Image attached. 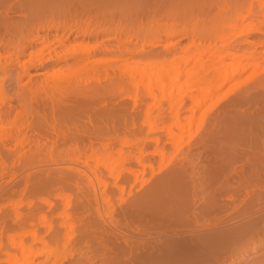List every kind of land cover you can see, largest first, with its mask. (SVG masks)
<instances>
[{"label":"rangeland","instance_id":"374dc122","mask_svg":"<svg viewBox=\"0 0 264 264\" xmlns=\"http://www.w3.org/2000/svg\"><path fill=\"white\" fill-rule=\"evenodd\" d=\"M39 1L0 0V17L6 13L10 19L19 21L23 17L35 16L31 18L30 26L47 22L46 14L34 12L36 4L43 0ZM66 1L71 5L73 2L78 8L84 5L92 9L94 5V10L104 8L105 12L106 8L113 9L112 15L110 13L106 18L97 16L98 23L107 27L111 46L121 41L124 49L126 46L140 49L143 34L159 23L184 27L190 32L198 30L201 33L203 30L202 22L196 19L171 22L143 16L141 12L148 0H121L123 3L117 5H114L115 0H96L94 4L92 1ZM105 13L108 14V11ZM56 14L62 16L60 13L54 16ZM77 20L72 21L76 23ZM46 31L43 29L40 32L45 35ZM181 37L180 40H171L174 44L171 52L155 56H94L96 66L90 75L85 74L82 76L84 79L77 78V85H72L82 93L84 81L90 79L89 82L97 89L92 91L91 97L80 95L79 98L91 102V114L72 115L73 119L70 112L47 108L43 111L46 118L42 113L44 120L40 117L47 124H41L46 132L43 137L35 133V125L41 126L39 123L42 121L37 113L28 111L31 104L34 106L35 99L26 95L24 105L16 106L20 112L12 116L11 123H1L5 129L0 131V135L10 127L16 136L11 143L27 156L0 158V211H9L16 206L25 209L29 202L38 204L42 198H49L64 207V199L59 198L57 193L70 194L72 204H75V194L79 189L72 184H62L57 177L63 175L57 174L59 171L71 172L68 166L73 165L88 173L94 182L99 178L107 183L106 189L112 200L105 199L106 210L115 214L124 211L126 235L154 238L163 235L162 240L173 245L175 258L179 256L178 247L185 245L184 240L194 239L188 236L200 235L202 231L204 235L211 231L224 233L231 227L242 228L249 223L247 221L264 218V36L249 35L253 40L263 41L257 44L259 63L211 91L200 105L195 104L194 95L197 92L191 89L207 86L202 81L205 68L200 69L197 77H190V73L178 77L177 67L186 56L193 60L197 58L207 65L216 59V52L223 48V44L221 41L205 42L199 36L186 38L184 31ZM37 47L32 46L34 49ZM232 62L230 57L224 58L227 68ZM105 67H120L122 77L118 78L113 72L110 77L106 76ZM45 70L48 75L55 76L70 74L74 69L48 66ZM77 96L75 93L70 95L72 98ZM26 107L29 113H24ZM21 108L25 110L21 111ZM106 119L110 130L107 134L111 139L106 149L98 138L92 147L78 150L70 139L71 133L94 132L104 125ZM51 125L55 126L56 132L51 130ZM20 132L24 135L22 142L21 136H18ZM66 144L70 146L66 147ZM49 170L56 172V176L53 173L49 176ZM49 177L55 181L50 179L48 182L46 178ZM96 187L102 190L105 186L101 183ZM160 195L162 201L165 200L162 205ZM154 197L155 200H152ZM140 198H149L153 202L147 209L141 210L136 207ZM166 202L172 203L167 205ZM43 207L47 208V205ZM79 231V227L74 229V233ZM181 236L184 240L179 238ZM262 237L264 240V231ZM250 239V243L244 246L251 251L253 243ZM224 251L225 247L216 254L221 255ZM210 255L205 254L201 260L205 257L209 259Z\"/></svg>","mask_w":264,"mask_h":264},{"label":"bare ground","instance_id":"6f19581e","mask_svg":"<svg viewBox=\"0 0 264 264\" xmlns=\"http://www.w3.org/2000/svg\"><path fill=\"white\" fill-rule=\"evenodd\" d=\"M74 1H92L94 4L96 0ZM122 1L115 0L114 5L122 4ZM39 4H36L34 8L35 14H46L44 17L49 21L38 22L35 26H30V20L35 16L27 15L28 17H23L19 21L10 19L6 13L0 17V94L3 93L0 95V131L5 129L2 122L10 124L12 116L20 112L16 106L24 105L23 101L26 102V95L35 99L34 106L30 103L31 101L29 102L32 107L30 110V106H28V111L37 113L36 116L39 118L43 114L45 117L46 113L43 111L47 108L52 111L58 109L70 112L72 118L77 114L89 116L92 111L91 102L87 99L82 101L79 98L82 95L89 98L92 91L97 89L92 86V82H89L90 79L84 81L85 83L81 87L84 91L82 93L79 88H75L79 92L73 91L72 85H77L79 81L77 78L84 79L82 76L90 75L96 66L94 56H131L134 54L155 56L164 52L168 53L174 49L171 40H180L183 31L186 38L199 36L205 42L221 41L223 44V48L216 52V59L207 65L197 58L193 60L186 56L183 63L177 67L178 77L186 73H190V77H197L200 69L205 68L202 81L207 86L191 89L197 92L194 95L196 105L203 103L211 91L259 63L256 55L257 44L263 41L261 39L253 40L249 38V35L264 36V0H152L151 2L148 0L145 9L141 12L143 16L154 20H170L171 22L185 18L196 19L202 22L203 30L198 33V30L190 32L184 27H177L170 23L155 24L152 25L148 33L143 34V43L140 49L130 46H126L124 49L121 41L113 44V47L111 46L107 27H104L101 22L99 24L97 17L102 15L106 18L110 13L112 15L113 9L111 8H106L108 11L106 14L107 11L104 12V8L94 10V5L92 9L84 5H80L78 8L73 2L71 5L66 0H43ZM8 12L10 13L7 10ZM55 13H60L59 15L62 14V16H57V14L54 16ZM75 19H78L76 23L72 21ZM43 29L48 30L45 35L40 32ZM235 35L236 37L233 38ZM164 40L168 42L165 44L156 43ZM235 43L238 45L233 46ZM33 45H37V49L32 48ZM154 47L158 49L153 50ZM226 57L233 60L229 68L224 63ZM113 61H118V59ZM48 66L74 70L67 75L50 76L45 70ZM111 72L118 78L122 77L120 67L104 68L106 76L110 77ZM39 75H43V77L39 78ZM73 93L76 96L79 94L77 98L70 97ZM25 105L27 106V104ZM25 109L24 113H26L27 107ZM24 110L21 108V111ZM41 118L44 120L43 117ZM42 123L47 125L43 121L39 125ZM107 123L106 119L104 125L94 132L91 130L73 132L70 139L80 150L88 146L92 147L93 142L99 138L103 149H106L110 144L109 140H111L107 134L110 132ZM35 126L37 135L39 134L41 137L46 135L42 125ZM51 130L56 132L54 125H51ZM4 133L2 132L0 135V158L13 155L21 158L23 153H20L11 143L15 136L13 130L9 127ZM47 134L49 133L47 132ZM49 135L46 137L50 138ZM18 136H21L20 142H22L24 135L20 132ZM68 146L70 144H66V147ZM23 155L27 156V154ZM32 155L31 152V157ZM68 168L71 172L62 173L59 171L57 174L63 175L57 177L62 184H72L79 189L75 194V204H72L70 194L57 193L59 198L64 199V207L49 198L47 200L42 198L37 202L38 204L29 202L25 209H20V206L15 205L16 207L14 206L15 208L12 210L0 211V264H264V240L263 237L261 238L262 231H264V227H262L264 218L247 221L249 223L244 226L245 228L237 226V229L235 227L232 229L231 227L228 231L223 230L227 231L224 233L211 231L212 234L207 232L204 235L203 231L202 233L200 231L201 234L198 231L200 235L188 236L194 237L190 240L188 238V241L183 239L184 236L183 238L181 236L179 238L184 240L185 245L178 247L179 256L175 258L173 245L171 242L162 240L163 235H157V238L126 235L128 230L124 226V211L115 214L106 210L105 199L110 201L112 196L107 191V183L104 180L98 178L94 182L83 169L73 165ZM72 169H75V172ZM48 173L50 176L53 172L49 170ZM53 174L56 176V172ZM47 178L48 182L50 179L51 182L55 181L50 177ZM94 178H96V174H94ZM101 183L105 186L102 190L96 187ZM148 197L150 198V196ZM149 198H140L136 207L141 210L147 209L150 203L152 204V200H155L154 197L151 202ZM163 198L167 199L164 196ZM160 200L162 201L161 195ZM168 203L166 202L167 205ZM166 204L164 205L167 207ZM43 205H47V208H44ZM169 210L174 213L170 208ZM76 227L80 229L78 233H74ZM202 227L200 226L201 230ZM173 230L174 233L175 229ZM247 238L252 239L251 251L244 246V244L250 243L249 239L245 242ZM181 240L179 239V241ZM176 242L178 243V241ZM242 245L245 248H242ZM224 247L226 250L224 253L216 254ZM207 253L212 255L209 259L205 257L202 261V257Z\"/></svg>","mask_w":264,"mask_h":264}]
</instances>
